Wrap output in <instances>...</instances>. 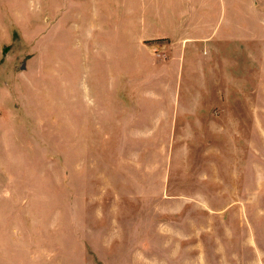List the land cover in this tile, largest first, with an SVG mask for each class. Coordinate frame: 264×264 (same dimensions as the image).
Instances as JSON below:
<instances>
[{"label":"rangeland","instance_id":"374dc122","mask_svg":"<svg viewBox=\"0 0 264 264\" xmlns=\"http://www.w3.org/2000/svg\"><path fill=\"white\" fill-rule=\"evenodd\" d=\"M26 1L0 0V264H264V0L126 57L107 0Z\"/></svg>","mask_w":264,"mask_h":264},{"label":"crops","instance_id":"0c3cea01","mask_svg":"<svg viewBox=\"0 0 264 264\" xmlns=\"http://www.w3.org/2000/svg\"><path fill=\"white\" fill-rule=\"evenodd\" d=\"M96 1V0H95ZM116 2L106 1L104 5L107 10H110L111 17L105 14V24L102 28H95L94 32L98 31L100 39L104 42L120 45V53L122 57L129 54V44L132 43L134 48L143 47V43L147 41H159L163 38L172 37L173 28L175 26H188L191 28L186 33L198 35L197 26H207L208 16L203 20L202 11L210 10L207 1L199 0L197 3H189L188 0H115ZM24 0V10L27 12L26 3ZM95 9H100L102 6L95 2ZM195 12H197L195 14ZM209 11H207V15ZM12 16L11 10H8V17ZM16 18V17H13ZM9 25H25L29 21L25 15L19 17L18 22L8 18ZM145 27H151L152 30H145ZM93 33V31H92ZM128 37L130 39H128ZM191 42L199 41L210 44L212 41H205V38L190 39ZM194 43V42H193ZM126 51V52H125ZM92 85V84H91ZM93 87H96L94 85ZM177 105V104H176ZM141 106V105H140ZM139 106V107H140ZM138 108V107H137ZM140 110V109H139ZM176 116V115H175ZM175 118V117H174ZM173 120L170 119L169 121ZM174 122L176 119L173 120ZM171 121V122H173Z\"/></svg>","mask_w":264,"mask_h":264}]
</instances>
